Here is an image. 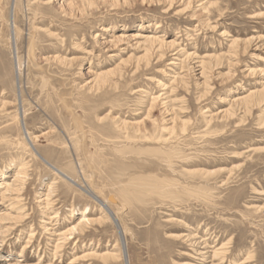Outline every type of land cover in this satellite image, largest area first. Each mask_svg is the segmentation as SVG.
Instances as JSON below:
<instances>
[{
	"label": "rangeland",
	"instance_id": "374dc122",
	"mask_svg": "<svg viewBox=\"0 0 264 264\" xmlns=\"http://www.w3.org/2000/svg\"><path fill=\"white\" fill-rule=\"evenodd\" d=\"M1 182L0 264H264V0H0Z\"/></svg>",
	"mask_w": 264,
	"mask_h": 264
},
{
	"label": "bare ground",
	"instance_id": "6f19581e",
	"mask_svg": "<svg viewBox=\"0 0 264 264\" xmlns=\"http://www.w3.org/2000/svg\"><path fill=\"white\" fill-rule=\"evenodd\" d=\"M60 1V0H59ZM63 1H66V0H63ZM69 2V1H68ZM72 2V1H71ZM88 2V1H87ZM73 3L74 2H72L71 4L73 5ZM70 5V4H69ZM13 24H14V27H15V23L13 22ZM140 37H142V35L141 34H134L133 36H131V35H129V34H127V35H122V36H119V37H116V39L115 40H113V41H111L110 43H109V45H116V46H118L119 44H122V43H124V42H126V41H131L133 44H134V46H138V47H140V46H142V45H147L148 46V48L145 50V54H151V52H150V50L151 51H153L152 53H156V55H157V53L159 54V56L161 57V58H163L164 56H165V54L164 55H160L162 52H163V49H164V46L165 47H170L169 49L170 50H172L173 48H175L176 47V44L175 43H172V42H170V43H164V42H160V41H158L159 39H157V40H154V39H148L147 38V40L145 41V42H138V38H140ZM143 37H145V36H143ZM105 44V43H104ZM114 49V48H113ZM166 49V48H165ZM168 49V48H167ZM176 50L178 49L177 47L175 48ZM175 49H173V50H175ZM166 51V50H165ZM169 51V50H168ZM172 53V52H171ZM175 53V52H174ZM152 55V54H151ZM156 55H154V56H156ZM175 55L179 58V57H181L182 56V54L180 53V51L177 53H175ZM145 57H146V55H144ZM153 56V55H152ZM153 56V57H154ZM145 57H143V58H145ZM157 57V56H156ZM159 57V58H160ZM191 56H189V58H190ZM142 58V59H143ZM149 58V57H148ZM178 58H176V60H175V63L174 62H170V64L171 65H176V61L177 60H179ZM192 58V57H191ZM146 59V58H145ZM144 59V60H145ZM147 61H149L148 59H147ZM142 62V61H141ZM137 64H138V61H137ZM136 64V65H137ZM203 64V63H202ZM140 65V64H139ZM148 65V64H147ZM170 66V65H169ZM140 68V67H139ZM119 69V68H118ZM117 69V70H118ZM200 70H201V75L205 72V67L204 66H202V68H200ZM116 73H117V71L116 70H112L111 72H108V73H102V74H98V75H96L95 76V78H94V81H96V83L98 82H100V83H103V84H106V83H109V79L110 78H112V77H114L115 75H116ZM180 79V78H179ZM111 82V81H110ZM256 96V95H255ZM249 97V98H246L245 100H243L242 102H244V103H250L251 102V100H252V102L253 101H255V99L257 100L258 98H259V96H257V97ZM260 99V98H259ZM161 101V100H160ZM159 101H156L155 102V104L156 103H158ZM20 105V104H19ZM21 109V108H20ZM22 112V111H21ZM20 113V112H19ZM22 116H23V118H24V112H22ZM148 119V118H147ZM173 119V118H172ZM144 124V123H143ZM133 125V124H132ZM140 125H142V124H140ZM125 126V125H124ZM127 126V125H126ZM28 136V135H27ZM31 141L33 142V140L31 139ZM25 169V168H24ZM56 171H57V173H58V175H61V177H66L62 172H60V171H58L57 169H56ZM17 174V173H16ZM22 174H24V173H22V172H20L19 174H17L18 176H22ZM64 179V178H63ZM69 179V178H68ZM17 180V179H16ZM18 181V180H17ZM71 181V180H70ZM73 182V181H72ZM17 186H15V185H10V183L9 182H1L0 183V198H1V200H3V199H10V197H8V196H13V194L15 195V193H17V192H20L19 191V189H17L16 188ZM85 191H86V193L89 195V197H91V198H93L95 201H98L104 208H106V210L108 211V214H109V218L110 219H112L113 220V222L116 224V226H117V229H118V232H119V234H120V237H122L123 238V232H121V230L122 229H120V225L118 226V224H117V220H116V216L111 212V209L109 208V206L107 205V203L106 202H103V201H99V198L97 197V195L94 193V192H92V190L91 189H89V188H86L85 189ZM114 202V201H113ZM88 215V214H87ZM86 215V212H85V214H83V216H82V220L83 221H81L77 226H75V227H73L72 229H69L67 232H65V233H62V236H69V235H71V234H73L75 231H80V232H83L84 230H85V228H86V226L88 225V224H96V223H102V221H91V220H89L88 219V216ZM183 238V237H182ZM190 239V238H189ZM192 240V238L189 240V241H191ZM193 242V241H192ZM194 244V243H193ZM110 257H112V256H110Z\"/></svg>",
	"mask_w": 264,
	"mask_h": 264
}]
</instances>
